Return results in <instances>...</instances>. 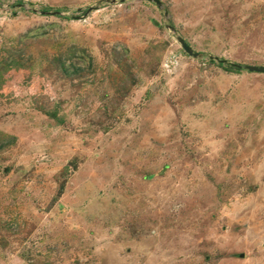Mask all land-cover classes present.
I'll use <instances>...</instances> for the list:
<instances>
[{"label": "rangeland", "instance_id": "rangeland-1", "mask_svg": "<svg viewBox=\"0 0 264 264\" xmlns=\"http://www.w3.org/2000/svg\"><path fill=\"white\" fill-rule=\"evenodd\" d=\"M159 1L0 0V264H264V0Z\"/></svg>", "mask_w": 264, "mask_h": 264}, {"label": "water", "instance_id": "water-1", "mask_svg": "<svg viewBox=\"0 0 264 264\" xmlns=\"http://www.w3.org/2000/svg\"><path fill=\"white\" fill-rule=\"evenodd\" d=\"M138 1L151 2V3H154L158 8L162 7V4L159 0H138ZM177 41L180 44V46H181V48L185 54H187L188 56H191L193 58L197 57V54L193 52V50L184 42L183 39L178 38ZM241 68L244 69L245 71L249 72V73L264 74V67L243 66Z\"/></svg>", "mask_w": 264, "mask_h": 264}, {"label": "trees", "instance_id": "trees-1", "mask_svg": "<svg viewBox=\"0 0 264 264\" xmlns=\"http://www.w3.org/2000/svg\"><path fill=\"white\" fill-rule=\"evenodd\" d=\"M12 65H18L17 63H13L11 64L10 62L9 63H6L4 65V68L5 69H10L12 67ZM64 64H62V67H63ZM11 66V67H10ZM219 66L220 67H223L225 69H227L229 72H232V73H238L241 71V67L237 64H230V63H219ZM63 71L65 73H68V71L63 67ZM56 114H50V117H52V119H55L57 121V123H59V120L58 118L55 116ZM11 139V138H10ZM10 144V140H7L5 139L4 137H1L0 136V149H3L5 147H7L8 145Z\"/></svg>", "mask_w": 264, "mask_h": 264}]
</instances>
